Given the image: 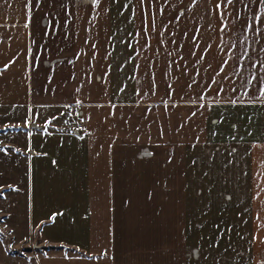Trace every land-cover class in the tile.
Returning a JSON list of instances; mask_svg holds the SVG:
<instances>
[{"label":"crops","instance_id":"crops-1","mask_svg":"<svg viewBox=\"0 0 264 264\" xmlns=\"http://www.w3.org/2000/svg\"><path fill=\"white\" fill-rule=\"evenodd\" d=\"M0 158L41 264H264V0H0Z\"/></svg>","mask_w":264,"mask_h":264},{"label":"rangeland","instance_id":"rangeland-1","mask_svg":"<svg viewBox=\"0 0 264 264\" xmlns=\"http://www.w3.org/2000/svg\"><path fill=\"white\" fill-rule=\"evenodd\" d=\"M4 161L0 158V169H3L0 171V264H41L43 256L59 254L74 257L71 250L53 249L43 244L37 233L28 229L21 183L23 177L6 172L9 161ZM15 169L14 166L10 168L11 171ZM7 185H11V191L4 188Z\"/></svg>","mask_w":264,"mask_h":264},{"label":"built area","instance_id":"built-area-1","mask_svg":"<svg viewBox=\"0 0 264 264\" xmlns=\"http://www.w3.org/2000/svg\"><path fill=\"white\" fill-rule=\"evenodd\" d=\"M69 114L75 118V121H77V119L79 118V111L75 108V107H70L68 109ZM83 129L82 125L80 122H77L76 125V131H81Z\"/></svg>","mask_w":264,"mask_h":264},{"label":"water","instance_id":"water-1","mask_svg":"<svg viewBox=\"0 0 264 264\" xmlns=\"http://www.w3.org/2000/svg\"><path fill=\"white\" fill-rule=\"evenodd\" d=\"M31 126L34 127V128H38L36 125H33V124Z\"/></svg>","mask_w":264,"mask_h":264},{"label":"snow or ice","instance_id":"snow-or-ice-1","mask_svg":"<svg viewBox=\"0 0 264 264\" xmlns=\"http://www.w3.org/2000/svg\"><path fill=\"white\" fill-rule=\"evenodd\" d=\"M229 2H231V0H229Z\"/></svg>","mask_w":264,"mask_h":264}]
</instances>
